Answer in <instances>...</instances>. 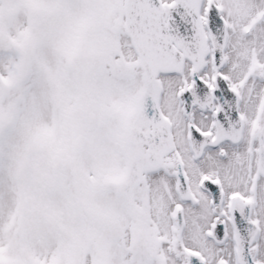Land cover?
<instances>
[{
  "label": "snow or ice",
  "instance_id": "obj_1",
  "mask_svg": "<svg viewBox=\"0 0 264 264\" xmlns=\"http://www.w3.org/2000/svg\"><path fill=\"white\" fill-rule=\"evenodd\" d=\"M0 264H264V0H0Z\"/></svg>",
  "mask_w": 264,
  "mask_h": 264
}]
</instances>
